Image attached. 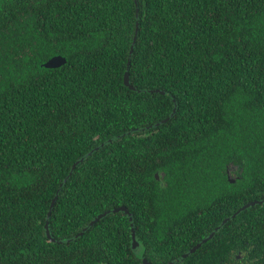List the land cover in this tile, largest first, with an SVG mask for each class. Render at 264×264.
Returning <instances> with one entry per match:
<instances>
[{
    "label": "trees",
    "instance_id": "trees-1",
    "mask_svg": "<svg viewBox=\"0 0 264 264\" xmlns=\"http://www.w3.org/2000/svg\"><path fill=\"white\" fill-rule=\"evenodd\" d=\"M255 201L264 0H0V264H168ZM121 206L138 250L124 213L69 242ZM178 264H264V203Z\"/></svg>",
    "mask_w": 264,
    "mask_h": 264
},
{
    "label": "water",
    "instance_id": "water-1",
    "mask_svg": "<svg viewBox=\"0 0 264 264\" xmlns=\"http://www.w3.org/2000/svg\"><path fill=\"white\" fill-rule=\"evenodd\" d=\"M137 3V1H136ZM139 30H140V24L139 22L137 23V30H136V34H135V37H134V41H133V44H132V48H131V52H130V57H129V62H128V69H127V72L125 74V77H124V84L126 87H128L129 89L135 91V92H144V91H140L138 89H136L132 84H131V76H130V68H131V59H132V55L134 53V49H135V45H136V42H137V38H138V34H139ZM67 63V59L64 58V57H61V56H56L54 58H52L51 60H49L46 64H44V67L47 68V69H57V68H60L64 65H66ZM146 93H157V94H161V95H164L165 92L164 91H161V90H150V91H145ZM174 103H175V107H174V110L171 114L170 117H168L167 119L157 123L155 126L152 125L150 127H147L145 129H142V131H146V130H151V129H154V128H158L160 127L161 125L169 122L171 120V118L177 113V109H178V104L177 102L174 100ZM140 129H138L137 131H139ZM127 134L121 136V138L125 137ZM113 142V139H110L107 141V143H112ZM107 143H103L100 147L96 148L95 150H93L92 152H90L87 156L81 158L80 160H78L77 162L74 163V165L72 166L71 168V171L69 173V176L68 178L60 185V188L59 190L57 191V194L55 196V198L53 199L52 203H51V207H50V211L48 213V218H47V223H46V226H45V230H46V235L48 237V239L53 242V243H62V242H58L51 234L50 232V227H49V220L51 218V215H52V212H53V209L57 203V200L59 198V193L61 192L64 184L72 177L74 171L77 169V167L83 163L86 158L90 157L91 155L94 154V152H96L97 150L101 149L102 147H105V145ZM159 175H157V179H159ZM231 182H234V180H231ZM264 201H255V202H252V203H249L247 204L246 206H244L243 208H241V210H239L236 214H234L232 216V218H235L237 217L241 212L245 211L246 209H249L253 206H256V205H261L263 204ZM111 213L113 214H116V213H124L126 214L129 219H130V222H131V225H132V243H133V249L136 251L140 248V244L139 242L137 241V232H136V229H135V224H134V216L130 213V211L128 210V208L126 206H121L119 208H115L113 209L112 211H108V212H105L103 214H100L99 216H97L90 224L89 226H87L80 234H78L74 239H70L69 242H73L74 240H77L79 239L80 237L84 236L86 234V232L94 227L99 221H101L102 219L106 218L108 215H110ZM232 218H228L226 219L222 224L221 226H219L218 228H216V230L214 232H212L210 234L209 237L203 239L201 242H199L196 246H194L193 248H191L189 250L188 253L180 256L179 258L177 259H174L172 260L171 262H169L168 264H178V263H181L183 262L186 258H188L190 255H193L195 254L197 251H199L208 241L212 240L216 233L218 231H220L222 229L223 226H225L229 221L232 220ZM146 264H152L150 262H147Z\"/></svg>",
    "mask_w": 264,
    "mask_h": 264
},
{
    "label": "flooded vegetation",
    "instance_id": "flooded-vegetation-1",
    "mask_svg": "<svg viewBox=\"0 0 264 264\" xmlns=\"http://www.w3.org/2000/svg\"><path fill=\"white\" fill-rule=\"evenodd\" d=\"M234 178V177H233ZM235 179H237V178H235ZM159 180V179H158Z\"/></svg>",
    "mask_w": 264,
    "mask_h": 264
}]
</instances>
